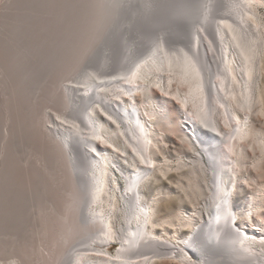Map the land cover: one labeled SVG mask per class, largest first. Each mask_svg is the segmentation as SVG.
<instances>
[{"label":"bare ground","instance_id":"6f19581e","mask_svg":"<svg viewBox=\"0 0 264 264\" xmlns=\"http://www.w3.org/2000/svg\"><path fill=\"white\" fill-rule=\"evenodd\" d=\"M260 4L264 0L7 1L0 8V247L26 239L35 209L47 201L42 175L35 170L33 182L21 184L14 161L26 157V117L38 90L77 60L75 79L86 87L68 85L64 109L92 136L75 127L60 142L73 172L76 165L80 219L99 229L84 233L78 244L86 248L68 251L63 264H264V129L253 118L264 116ZM153 73L159 99L138 101ZM94 103L103 117L91 116ZM184 125L200 146L197 158ZM114 131L130 146L134 171L108 153L118 148ZM167 132L189 151L169 154ZM202 153L211 174L207 219L196 206L204 194L200 169L186 161L201 166ZM44 157L54 168L55 156ZM171 170L176 178H168ZM114 242L120 248L111 253Z\"/></svg>","mask_w":264,"mask_h":264},{"label":"rangeland","instance_id":"374dc122","mask_svg":"<svg viewBox=\"0 0 264 264\" xmlns=\"http://www.w3.org/2000/svg\"><path fill=\"white\" fill-rule=\"evenodd\" d=\"M7 1L9 0H0V8ZM258 13L264 18V4L258 5ZM80 65L81 63L76 60L71 65L64 67L60 73L49 76L38 90L31 104L29 115L26 117L29 148L27 149L24 159H20L21 161H14L13 171L16 181L23 185H30L35 178L34 172L38 171L43 178L44 192L47 196V201L41 207L35 209L34 222L31 227L33 230L26 239H20L10 249L0 247V264H63L68 251L71 249L79 250L86 248V246L78 244V241L83 237L84 233L88 231L95 232L96 229H99L94 224H85L80 219V210L82 207V202H80L81 190L75 178L76 175L73 172L69 154L60 142V138L64 133L67 131L68 133L74 131L75 127L80 128L82 133L92 136L89 129L83 127L81 122L71 117L68 110L64 109V103L68 102L67 86L71 85L74 89H78V91L86 87V82L84 80L76 82L75 79V70ZM154 75L155 73L145 78V94L143 97L142 95L141 97H137L138 101H142L144 97L145 100H147L146 97L150 98L149 100L153 98L156 100L157 98L159 99L160 91L157 87H154L153 82H150L151 79L154 81L157 80ZM163 75H165V73H163ZM163 79L165 80V77H163ZM6 97L7 95L3 93L2 99ZM111 97L117 98L112 95ZM126 101H128V107L131 105L132 109L133 106L131 101L129 99ZM93 106L98 108L99 104L94 103ZM101 113H103V111L98 108V110L95 109V111L90 114L94 119H98L99 116L103 117ZM253 118L254 125L264 129V116L255 114ZM183 119L185 122V118ZM185 123L187 126H190L189 122L186 121ZM5 124L8 127L10 122L5 121ZM107 124L108 122L106 126H109ZM184 130L190 136V141L193 142L192 144L196 148L195 150L189 149L191 151L190 155L192 156L193 154L192 158L199 157V144L195 141L185 125ZM54 131L58 133L54 134ZM112 136L117 140L118 148H114V150L111 149L108 153H111V155L119 159L123 169L127 168L134 171L136 161L131 156V152L129 153L130 146L128 143L124 144V141L120 137L116 138L115 131L112 132ZM164 138L167 141V150L169 154H174V149L189 151L185 143L177 138L174 133L167 132L164 134ZM93 145L97 148L102 147L103 150H105L98 141L94 142ZM107 147L109 148V146ZM193 151H195V153H193ZM47 153H51L55 156V166L52 169L47 166L45 161L46 159L44 156ZM202 155L204 163L201 164V166H197V163L191 160V157L189 159L186 157V161L188 165H191L195 170L200 169L201 175H199L198 171V178H200L199 181L201 185L203 184L202 188L204 194L200 196L196 206L198 214L201 215L200 219L201 217L207 219L208 210L204 207V203L211 193V184L208 179L211 174L205 167V155L203 153ZM171 161H173L172 163H176L177 157H172ZM175 173V170H171L167 175L168 178H176L177 174ZM168 178H164L163 182H167ZM118 180L121 187L120 193H124L125 182L119 172ZM145 192L147 194L149 193L148 188L145 189ZM171 194L174 193L172 192ZM165 203L168 204L169 201L166 200ZM167 204L164 205L168 207ZM121 214V211L120 213L118 212L117 218L122 222L123 216ZM94 222L97 221L95 220ZM119 248L120 244L118 242L111 243L107 247L111 253L116 252ZM83 259L86 260L87 258L83 257ZM158 264L177 263L161 261Z\"/></svg>","mask_w":264,"mask_h":264},{"label":"water","instance_id":"95a60500","mask_svg":"<svg viewBox=\"0 0 264 264\" xmlns=\"http://www.w3.org/2000/svg\"><path fill=\"white\" fill-rule=\"evenodd\" d=\"M73 136V135H72ZM74 137H77L76 135H74L73 137H72V142L70 143L71 144V146H75V142H76V138H74ZM74 152H75V147H74ZM75 155H76V152H75ZM76 166V165H75ZM74 166V173H75V175L77 174V172H76V167Z\"/></svg>","mask_w":264,"mask_h":264},{"label":"snow or ice","instance_id":"6c2138e0","mask_svg":"<svg viewBox=\"0 0 264 264\" xmlns=\"http://www.w3.org/2000/svg\"><path fill=\"white\" fill-rule=\"evenodd\" d=\"M142 162H143V160H142Z\"/></svg>","mask_w":264,"mask_h":264}]
</instances>
